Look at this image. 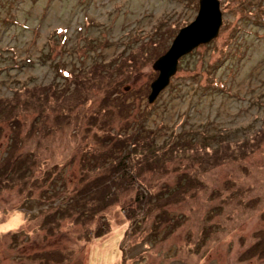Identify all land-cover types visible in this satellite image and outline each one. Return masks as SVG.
<instances>
[{"label": "rangeland", "instance_id": "rangeland-1", "mask_svg": "<svg viewBox=\"0 0 264 264\" xmlns=\"http://www.w3.org/2000/svg\"><path fill=\"white\" fill-rule=\"evenodd\" d=\"M220 3L218 37L180 59L171 83L150 104L158 75L152 65L196 18L198 0H0V100L19 95L28 101L11 111L22 117L24 140L17 146L35 149L47 172L55 165L62 169L61 180L54 178L58 171L51 175V189L55 180L60 190L62 181L68 192L75 187L79 145L110 148L111 136L124 141L142 127L165 151L178 141L212 152L221 143L239 150L258 138L264 121V0ZM4 128L3 134L13 135ZM14 142L0 138V162ZM235 152L227 148L203 174L196 161H169L168 174L147 180L174 187L192 175L203 189L179 202L165 199L140 227L112 207L105 212L112 233L95 241L86 236L95 222L83 226L55 216L54 227H42L53 216L50 204L37 193L29 196L28 185L5 189L0 264H264V142L242 162L228 160ZM62 193L54 204H64ZM13 209L30 211L11 229ZM254 246L257 253L250 255Z\"/></svg>", "mask_w": 264, "mask_h": 264}, {"label": "trees", "instance_id": "trees-1", "mask_svg": "<svg viewBox=\"0 0 264 264\" xmlns=\"http://www.w3.org/2000/svg\"><path fill=\"white\" fill-rule=\"evenodd\" d=\"M188 55L183 58H186ZM21 101L24 105H19ZM28 105V101L20 100L19 95L9 101L0 100V138L7 137L15 140L14 146H7L6 156L0 162V194L5 189H12L17 184L21 187L28 185L29 189L27 191L30 193L29 196L37 193L38 200L50 204L48 208L53 209L51 212L53 216H50V213L46 214L49 216L43 220L42 227H52L53 225L51 224H54V222L50 220L53 218L57 222L55 216L59 220L66 217L73 218L74 223L83 226L95 222L94 230L90 233L87 231L86 236L89 239L88 241L91 239L95 241L107 238L112 233L113 226L110 225L112 223L105 215V212L112 207L121 209L128 220L132 221L131 225L135 224L140 227L141 223L146 220V217L155 211V208L163 207V204L171 197L174 198V201L179 202L186 196L198 194V189H203V183L196 176L193 177L192 175H183L182 179H185V182L178 181L176 186H174L176 187L175 189L167 184H156L153 181L147 180L148 175L161 176L168 174L167 163L169 161H174V159L177 161V159L181 158H188L192 160V163L196 161L198 162V173L202 172L203 174L207 171L208 165H216L220 162L222 156L227 155V148H230V153L236 150L233 156L229 155L228 160L234 159L242 162L248 155H251L253 151L259 148V144L264 142L263 121L262 130L258 138L254 137L245 141L240 145L239 150L237 146L233 148L229 147V144L221 143L212 152L207 148L200 150L202 146L192 144L190 141L182 143L178 141V143H175L171 147L170 151H165L163 147H158L153 143V140H150L149 132L147 133V130L143 127L139 128L133 136L125 138L124 141L116 136H111L110 140H106L111 145L110 148L97 145L94 148H89L88 145L84 146L82 144L77 147L78 150L74 154L78 158L79 178L74 184L75 187L70 192L67 189V182L62 181V185L60 186L62 194L66 196V200L63 205H56L54 202L59 197L58 195L61 190L57 187L56 180L51 182L52 189L48 182L50 178L54 177L51 175L55 171L58 172L54 178L60 179L62 169L57 170L60 167L55 165L53 168H50L52 171L47 172L38 163V155L35 149L24 151L17 146L18 143L24 140V137L21 138L23 129L21 127L22 117L18 116L17 113L12 114L11 111H15L17 107H26ZM7 111L8 113L6 114ZM5 126L8 127L13 135L3 134L6 129L4 128ZM143 132L147 133V135H142ZM24 135L27 137L29 133H25ZM123 147H125V150ZM223 152L224 154L221 155ZM108 158H112V160L108 161ZM224 160L227 162V159ZM128 195L132 197L123 200ZM166 195L168 196L165 197ZM28 198L25 196L24 202ZM21 202V206H24V202ZM13 210L16 212L9 219V222L15 218L17 219L15 225L17 226L18 224L19 226L24 221L22 213L25 214L30 209ZM29 215L36 216L34 212ZM140 216L142 217L141 220L139 219ZM15 225L9 224V228L12 229ZM152 227L153 223L149 226L150 231ZM55 228L58 229L59 227ZM256 249L257 246H254L250 251V255L257 253ZM121 252L122 261H124V251L122 250Z\"/></svg>", "mask_w": 264, "mask_h": 264}, {"label": "water", "instance_id": "water-1", "mask_svg": "<svg viewBox=\"0 0 264 264\" xmlns=\"http://www.w3.org/2000/svg\"><path fill=\"white\" fill-rule=\"evenodd\" d=\"M223 25V14L220 0H198L196 18L180 29L169 49L152 65L158 73L150 85L148 103H153L160 93L169 86L177 73L180 59L190 54L200 45L216 39Z\"/></svg>", "mask_w": 264, "mask_h": 264}, {"label": "bare ground", "instance_id": "bare-ground-1", "mask_svg": "<svg viewBox=\"0 0 264 264\" xmlns=\"http://www.w3.org/2000/svg\"><path fill=\"white\" fill-rule=\"evenodd\" d=\"M16 221H17V219H13V221H11L10 223H12L13 225H15L16 224Z\"/></svg>", "mask_w": 264, "mask_h": 264}]
</instances>
